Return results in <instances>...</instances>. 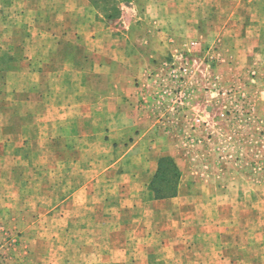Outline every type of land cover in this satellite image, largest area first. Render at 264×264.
Returning <instances> with one entry per match:
<instances>
[{"label":"rangeland","instance_id":"obj_1","mask_svg":"<svg viewBox=\"0 0 264 264\" xmlns=\"http://www.w3.org/2000/svg\"><path fill=\"white\" fill-rule=\"evenodd\" d=\"M211 44L235 75L217 133L158 98ZM120 101L155 129L110 128L132 120ZM0 264H264V0H0Z\"/></svg>","mask_w":264,"mask_h":264},{"label":"crops","instance_id":"obj_2","mask_svg":"<svg viewBox=\"0 0 264 264\" xmlns=\"http://www.w3.org/2000/svg\"><path fill=\"white\" fill-rule=\"evenodd\" d=\"M192 34L194 35L193 39L191 40H196L199 42L200 44V51L203 49H206V44L204 42V38H203V34L200 33L199 30L195 29L194 32H192ZM190 40H188L189 42ZM139 42V41H138ZM188 42H186L185 44H187ZM139 44V43H138ZM138 48H142L140 45H137ZM212 44L210 47V50L207 51V56H210L209 60L206 57V54L204 56H202L196 63L195 68L196 71L200 72L202 75L197 74L194 78V82L192 83V87H191V96L188 100L187 103V107H186V115L189 119H193L196 117H202L207 123H208V128L209 130L213 131V133H217L218 131L221 130V125H223L222 120L219 118V116H217V112H216V108H217V103L219 102V99H224L223 97H219L220 94L219 92H213L214 89V85H216V83L218 84H222L224 86H227L226 84L230 83V82H235V80L233 81V77H235V75L231 74V72H233L232 68L226 67V65H229V62L226 59H221V60H215V53L212 52ZM169 48L167 45L164 46H157L155 47L153 50L155 51H150V54L147 55V57L143 56L141 53L139 54L142 58L143 61H145L146 64V68L150 69L153 68V64L150 61V59H154V60H159L160 56H164L166 54V56H169V53L171 52V56L173 57V53L175 50L173 51H168L167 53V49ZM172 50V48L170 49ZM226 50V47L224 46L223 51ZM140 52V51H139ZM157 53V54H156ZM161 54V55H160ZM221 56V55H220ZM218 54V57H220ZM171 57V58H172ZM235 64H232V66ZM150 67V68H149ZM215 67H221L220 69H223L224 67V71L222 73L218 72V68ZM216 69V70H215ZM138 73L136 75V78L140 77L144 78V73H142V68H138ZM153 71L155 70V67L152 69ZM150 72V71H149ZM237 72V70H236ZM146 73V70H145ZM219 73V74H218ZM141 74V75H140ZM207 74H210V78L207 76ZM202 76V77H200ZM207 76V77H205ZM139 80V85L144 83L146 86L148 83V79H141ZM217 79V80H216ZM132 81V80H131ZM216 81V82H215ZM228 82V83H227ZM143 85V84H142ZM230 85V84H228ZM141 86V85H140ZM204 88H210L209 92H206L204 90ZM114 90L116 91H123L124 89L122 87H120V82H115L114 85ZM131 91V89H130ZM140 91V88L136 89L134 86L132 88V94H134V99L136 100V96L138 95V92ZM135 92V93H134ZM151 94V93H150ZM149 94V96H150ZM141 95V96H140ZM147 93L145 94H139L138 98H145L143 100H150V97H147ZM123 96V95H121ZM139 100V99H138ZM120 106L123 107V109L121 108V110H115L114 113L116 115V117L118 116V119L125 117H131L132 120H130L128 126H117L115 125L116 122L113 124V126H109L110 128L112 127L113 129H120V128H140L142 127V125L145 123L147 126V128H150V130L155 129V125H153V121L151 120L150 116L146 115L145 117H141L139 116V112L137 110H135L133 115H127L126 111L124 110V106L122 101H120ZM123 110L125 112H123ZM133 111V110H132ZM143 111V110H141ZM112 112V111H110ZM149 111H145V114H147ZM220 119V120H219ZM123 123V121H122ZM126 123V122H125ZM128 124V123H127ZM108 127V128H109ZM149 133L147 135H144L140 140L142 141L143 138H148ZM148 140V139H147ZM148 142L155 148L157 146H159V142L157 140H148ZM161 146L164 147V150L159 151H153L152 154L158 155V160H157V165H156V172H158V169L160 167V163L164 160H168L171 162L172 164V168H174V170L176 171V175H177V185L178 187H180L181 183L184 182L185 177V171L184 169H182V164L181 161L178 159V157L175 155V153L171 150L168 149V147L170 146V144L167 141H164L161 143ZM179 161V162H178Z\"/></svg>","mask_w":264,"mask_h":264},{"label":"built area","instance_id":"obj_3","mask_svg":"<svg viewBox=\"0 0 264 264\" xmlns=\"http://www.w3.org/2000/svg\"><path fill=\"white\" fill-rule=\"evenodd\" d=\"M192 46H196V43H192ZM180 62L173 65L169 71V78L164 82L165 86L158 91V98L160 103H166L169 111L173 114V117L183 124H187L185 115L183 114L186 109L187 101L191 96L190 92V69L189 64L182 55L180 56ZM156 82H159L158 80ZM206 122L201 118L197 117L193 121V125L196 128L205 127Z\"/></svg>","mask_w":264,"mask_h":264},{"label":"trees","instance_id":"obj_4","mask_svg":"<svg viewBox=\"0 0 264 264\" xmlns=\"http://www.w3.org/2000/svg\"><path fill=\"white\" fill-rule=\"evenodd\" d=\"M169 168H171V169H170L171 172L174 174V176H175L176 179H177V175H176V173H175L176 171L174 170V168H172V164H171V162L168 161V160H167V161L164 160V161H162V162L160 163V167H159L157 173H160V175H162L164 178H167V172H168Z\"/></svg>","mask_w":264,"mask_h":264}]
</instances>
